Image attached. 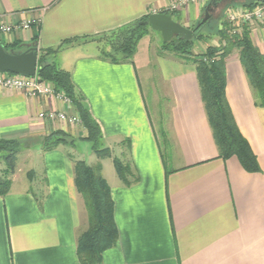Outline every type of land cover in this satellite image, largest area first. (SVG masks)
I'll list each match as a JSON object with an SVG mask.
<instances>
[{"label":"crops","instance_id":"1","mask_svg":"<svg viewBox=\"0 0 264 264\" xmlns=\"http://www.w3.org/2000/svg\"><path fill=\"white\" fill-rule=\"evenodd\" d=\"M172 1L0 0V22L39 19L37 26L14 31L0 42H17L22 51L35 42L39 51L158 12H174L172 17L190 28L209 0L170 11ZM149 36L140 40L128 62L104 60L95 41L67 46L47 58L69 72L100 127L102 147L111 152L92 164H100L109 185L118 233L116 244L103 252L102 264H264V108L255 102L238 52L225 58V96L256 157L259 170L254 172L235 156L219 157L195 65L152 54ZM250 38L264 55V25L250 28ZM139 71L151 91L161 138ZM160 86L167 98L165 121L159 109ZM52 109L78 116L72 104L0 88V139H37L60 129L75 142L85 141L82 123L37 118ZM68 145L43 151L35 141L19 151L17 156L22 154L30 166L18 181L21 171L16 165L8 193L0 196V264H80L77 240L88 219ZM93 153L91 149L89 161ZM125 157L130 179L137 178L130 185L118 177L112 161Z\"/></svg>","mask_w":264,"mask_h":264},{"label":"trees","instance_id":"2","mask_svg":"<svg viewBox=\"0 0 264 264\" xmlns=\"http://www.w3.org/2000/svg\"><path fill=\"white\" fill-rule=\"evenodd\" d=\"M264 3V0H245L242 6L252 8ZM234 4H227L232 7ZM205 9V7H204ZM174 16V12L168 13ZM138 20L126 23L97 36L65 39L54 48L39 49L37 76L49 82L55 91H62L76 109L80 121L86 130L82 139L91 144V149L98 158L110 157L108 148L102 147V135L98 123L92 118L83 103L81 95L75 90L69 72L61 69L47 58L67 46L80 42L96 41L99 54L104 60L113 63L131 61L137 51L138 43L148 33L149 26ZM217 20H208L199 28L190 26L194 31L191 40L179 38L161 44L160 50L172 51L177 57L191 62L196 67V75L200 93L212 134L223 159L235 156L244 169L258 171L256 157L247 140L241 134L225 96V58L234 51L238 52L239 60L244 68L249 84L253 90L255 102L264 108V55L250 38V28L245 26L240 34H232L230 27H218ZM217 38L216 44H209L202 52L195 53L192 49L194 40L208 41ZM8 52H20L19 43L0 42ZM35 46L36 43H33ZM39 142L43 151L55 149L60 144L74 145L75 140L60 129L54 130L37 139H0V152L3 167H0V196H5L11 185V176L15 172L17 154L22 148H28L33 142ZM129 144V143H128ZM74 182L76 190L82 196L87 211L88 227L77 240V255L80 264H102L103 252L116 244L118 233L114 220V203L110 188L101 175V166L87 164L84 160H75ZM118 177L125 185H130L137 178L130 179L131 165L125 158H113Z\"/></svg>","mask_w":264,"mask_h":264},{"label":"built area","instance_id":"3","mask_svg":"<svg viewBox=\"0 0 264 264\" xmlns=\"http://www.w3.org/2000/svg\"><path fill=\"white\" fill-rule=\"evenodd\" d=\"M207 0H173L169 6L170 11H176L190 3H204ZM39 19H27L15 24L0 22V41L1 38L7 37L17 30H28L33 25H38ZM225 25L230 27L232 34H240L242 28H249L264 25V3L255 5L252 8H242L237 10L233 7L227 9V13L223 21L218 24L220 29ZM0 88L13 89L21 91L29 97L45 96L52 97L58 102L71 105L70 99L62 92L55 91L53 86L47 82L40 80L35 74L34 76H25L20 74H11L0 72ZM37 118L41 121L56 123L57 121L74 125L81 123L79 116L68 115L58 109L41 111L37 114Z\"/></svg>","mask_w":264,"mask_h":264},{"label":"water","instance_id":"4","mask_svg":"<svg viewBox=\"0 0 264 264\" xmlns=\"http://www.w3.org/2000/svg\"><path fill=\"white\" fill-rule=\"evenodd\" d=\"M221 0H209L205 6L204 13L196 24V29L211 19L212 14ZM245 0H229L230 4H242ZM148 25L150 29L158 32L162 42H168L173 38H179L186 41L192 39L194 31L165 13L158 12L149 14L146 20L140 22ZM38 49L33 44L20 52H8L0 43V72L11 74H20L25 76H34L37 73Z\"/></svg>","mask_w":264,"mask_h":264},{"label":"rangeland","instance_id":"5","mask_svg":"<svg viewBox=\"0 0 264 264\" xmlns=\"http://www.w3.org/2000/svg\"><path fill=\"white\" fill-rule=\"evenodd\" d=\"M235 6L237 7L238 4H235ZM226 7H227V4H225L224 6L219 7L218 9H216L214 11V13L212 14L211 20H217L218 24L220 22H222L224 16L227 13V9L229 8V7L228 8H226ZM203 13H204V9L202 11V15H203ZM174 20H176L175 17H174ZM147 35H150L149 36L150 43H151L150 51H151L152 54H156L158 52L160 55H163V56H170L171 55L172 57H177L176 54L174 52H172V51L160 50V46L162 44V39H161V36H160V34L158 32H155V31H153L152 29L149 28ZM213 42H214V39H210L208 41L207 40L206 41L194 40L193 44H192V49H193V51L195 53L202 52V49L204 50L207 45L213 44ZM214 44H216V43H214ZM139 75H140V78H141V83H142V88H143V92H144L146 105H147L148 110H149V112H150V114L152 116V120L154 122V126L156 128V131L158 132V136H160V138H161V127H160L161 125L159 124V122L157 120V117H156L155 106H154V102H153V99H152L151 91L148 89V86L142 81L143 71H139ZM157 92L159 94L158 95V97H159V107H160L159 109H160L161 114H162V120L165 121L166 114L164 113V111H165L166 105H167V98L163 95V92H164L163 86L162 87L161 86L158 87L157 88ZM161 124H162V121H161ZM67 149H68V151L70 152V154L73 156V158L75 160H84V161L88 160L87 162H89L88 163L89 165H92L93 163H95L96 158H98L96 156V154L93 153L92 154L93 157L91 158V161H89L88 153L91 151V144L88 143V142H85V141L77 140L75 142L74 146H69L68 145ZM2 155H3V153L0 152V167L4 166V164L2 162ZM21 155H19V157L17 156L18 161L16 160L17 161V164H16L17 168H19L20 171H21V172L18 173V176H19L18 181H21L22 179L24 180L25 172H26V170H28V168L30 166L29 161L23 160ZM103 158H107V157H103ZM103 158H100V159H103ZM107 162L109 163V162H111V160H107ZM113 165H114V163H113Z\"/></svg>","mask_w":264,"mask_h":264},{"label":"flooded vegetation","instance_id":"6","mask_svg":"<svg viewBox=\"0 0 264 264\" xmlns=\"http://www.w3.org/2000/svg\"><path fill=\"white\" fill-rule=\"evenodd\" d=\"M229 3V0H221L219 3H218V6L216 9H218L219 7H222L224 6L225 4H228ZM215 9V10H216Z\"/></svg>","mask_w":264,"mask_h":264}]
</instances>
